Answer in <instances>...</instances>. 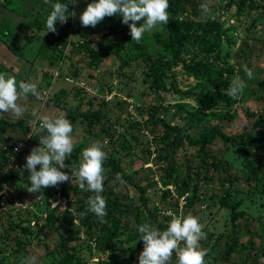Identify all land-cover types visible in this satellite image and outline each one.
I'll return each mask as SVG.
<instances>
[{
  "label": "rangeland",
  "instance_id": "1",
  "mask_svg": "<svg viewBox=\"0 0 264 264\" xmlns=\"http://www.w3.org/2000/svg\"><path fill=\"white\" fill-rule=\"evenodd\" d=\"M61 2L67 4L69 17L66 23L57 21V31L52 33L46 32L50 4L43 0H0V14L11 18L7 25L14 31V37H7L9 43L6 42L12 50L0 56V72L14 75L17 82L36 83L41 93L40 99L29 94L19 101L27 108L21 119H32L30 132L34 134L39 132V126L34 127L36 119L30 114L33 108H38L42 115L51 116H67L89 109L98 127L108 134L102 136L101 131L87 126L84 117L77 118L72 123L74 150L65 160L68 167L61 171L71 176V158L76 157L78 163L82 150L100 141L107 154L120 160L123 174L139 180L151 213L168 216L171 211L161 210L158 199L164 188L156 165L146 161L140 150L152 140L144 126L147 109L152 104H162L159 117L174 126L180 135L188 133L193 140L212 126L234 135L249 132L255 120H262L264 124V0H194L195 10L185 8L173 13L167 10L169 22L157 25L143 38L151 57L161 61L158 65L165 72L164 87L156 91L150 88L147 67L133 56L128 25L111 16L95 27H84L79 15L92 0ZM201 3H208L210 7L207 16L201 14ZM73 11L75 16L70 15ZM212 28L219 30V37L213 34ZM161 33L168 36L172 52L154 40V34ZM181 34L187 38H182ZM57 37L65 45L59 44L53 53L44 38ZM205 43L210 48L205 47ZM248 52L250 56L245 63L243 56ZM212 60L217 75L211 77L215 83L208 84L205 73L199 72L198 67L200 61L211 63ZM245 64L253 71L252 79H247L243 72ZM186 65L196 67L197 76L191 74ZM237 74L245 78L246 88L233 99L226 93ZM43 91L47 94L44 100ZM209 92L212 103L204 98ZM0 120H3L1 174L2 143L20 142L26 134L17 124L20 119L14 120L4 114ZM257 136L261 139L250 137L247 144L258 169L255 179L248 175L241 152L231 142L216 140L208 145L210 156L228 163L234 177L231 185L225 181V175L213 167L207 173L209 181L201 178L204 163L200 159L199 145L185 140L175 149L176 158L183 164L182 170L191 178L190 187L197 199L191 203L187 201L192 191L179 197V211L174 215L191 213L199 218L206 234L199 243L208 251L219 236L231 237L222 255L213 254L212 257L207 251L205 264H264V132ZM33 145L38 147L39 141ZM24 165L25 162L15 173L0 178V264H21L27 256H35L37 264H60L55 256L60 237L72 238V244L79 250L69 264H139L143 241L134 222L122 228L114 239L113 248H108L98 236L99 223L92 236L86 235L75 207L72 206L73 215L67 211L71 205L65 197L64 205L53 206L54 198L60 197L61 186L47 187L40 193L29 192L25 186L30 184V173ZM149 167L155 170L153 174L148 173ZM113 182L111 179L105 181L104 187ZM71 183L79 192L84 191L78 187L75 177ZM228 186L231 189L229 203L244 213V219L232 220L231 208L219 202V196ZM167 188L174 195V185ZM118 190L130 209L140 203L139 190L129 180L126 184L121 181ZM78 228L77 236L75 230ZM252 248L257 251L250 259L248 250ZM48 251L54 255L51 257ZM171 264H176L175 255Z\"/></svg>",
  "mask_w": 264,
  "mask_h": 264
},
{
  "label": "clouds",
  "instance_id": "2",
  "mask_svg": "<svg viewBox=\"0 0 264 264\" xmlns=\"http://www.w3.org/2000/svg\"><path fill=\"white\" fill-rule=\"evenodd\" d=\"M50 4L51 10L46 17V32L56 33V22L66 23L69 17L67 4L61 0H43ZM75 3L76 0H70ZM169 0H92L80 13L79 20L84 27H95L105 17L119 15L122 23L129 26L131 41L140 43L145 33L151 32L159 24L169 22ZM200 11L207 16L210 7L201 3ZM75 16L73 11L70 14ZM45 32V33H46ZM44 33V34H45ZM247 79L253 78V71L245 64L242 66ZM239 72V69L237 70ZM246 88V80L237 74L230 82L227 95L237 98ZM29 94L40 99L41 93L33 82H17L14 75L0 72V116L7 114L14 120L21 119L27 108L19 101ZM31 116L39 121V146L33 147L26 156L24 169L30 174L25 186L29 192L40 193L47 187H56L70 182L72 177L78 180L81 190L92 193L86 202L87 210L94 213L99 222L104 223L107 216V201L103 197L105 168L108 158L104 145L94 141L82 150L78 165L70 167L71 176L61 169L68 167L65 160L74 150L72 137L73 125L64 114L55 116L40 114L38 108L31 110ZM39 165V169L37 166ZM73 215L72 207L67 209ZM166 229L143 223L138 226L143 250L139 253V264H171L175 255L176 264H205L207 249L200 246V240L206 238L199 218L191 213L173 215ZM21 264H37L35 256L24 257Z\"/></svg>",
  "mask_w": 264,
  "mask_h": 264
},
{
  "label": "trees",
  "instance_id": "3",
  "mask_svg": "<svg viewBox=\"0 0 264 264\" xmlns=\"http://www.w3.org/2000/svg\"><path fill=\"white\" fill-rule=\"evenodd\" d=\"M185 8H191L195 10L196 5L194 0H169L168 11H170L171 13L182 11ZM116 17L117 19L122 20L121 16L116 15ZM211 31L216 37H219L218 29L212 28ZM181 37L187 38V36H183L182 34ZM154 40L163 48L172 52V45L170 44V40L167 35H162V33L154 34ZM44 41L50 46L53 53L55 52V50H58L59 44L63 46L65 45V42L58 37L56 39L44 38ZM130 45L133 50L134 58L145 65L149 71V74L151 76L150 88L156 91L164 87L163 75L165 72L163 67L158 65V62L160 63L161 61L154 60L151 57V54L143 39L138 44L135 41H131ZM204 45L205 47L210 48L207 43H205ZM249 56L250 52L243 56L245 58V63H248ZM239 59L241 58L237 57V60ZM213 65L214 60H212L211 63L203 61L199 62L198 71L205 73L208 84L215 83L211 78L217 75V71L213 69ZM185 68L191 74L197 76V73L195 72L196 67L192 65H186ZM263 84L264 76L262 77V85ZM204 98L209 103H212L213 97L210 92L208 95H205ZM161 109H163V107L160 103L152 104L147 109L148 112L147 117L144 120V126L152 136V140L150 142H146L144 144L145 146L140 149L143 153L144 159L146 161H151L154 165H156V173H158L160 183L164 188V190L158 197L161 203V210H163L164 212L171 211V214L174 215V213L179 211L178 198L184 196V194L189 191H192V195L191 198H187V201L191 203L197 199L196 193L194 192L193 188L190 187L189 179L191 178H189V176L184 173V171L182 170V162H179L176 158L175 149L178 146L183 145L185 140L190 144L199 145V152L201 156L200 159L204 163V174L201 176V178L204 179L205 182L210 180V177H208L207 173L210 171V168L213 167V169H216L217 171H220L225 175V181L229 182V185L234 183V177H232L230 173L228 163L224 160H216L215 157H212L208 154V145L216 140H222L227 143L231 142L234 146H236L237 149L241 152L242 160L248 172V175L251 179L256 178L258 173L257 165L254 163V156L251 155L248 151L247 144L250 141V137L254 138V140L261 139L257 136V133L264 132V124L262 120H255L249 132L234 135L225 133L224 130L219 126H212L210 129L205 130V132L197 140H193L188 133L180 135L174 126H170L165 123L162 118L159 117V112L161 111ZM65 117L70 119L71 123L75 122L77 118L84 117L86 119L87 126L90 127L91 130L95 129L97 131H101L102 136L104 135V133H106V135L108 134V132L104 128L98 127V121L93 118L92 113L89 112V109L86 111L79 110ZM262 117L264 118V115H262ZM2 121L3 120H0V129L2 128ZM31 121V118H24L17 121V124L20 125V127L26 134L25 138L28 136L27 143L33 148L34 142H38L39 136L43 135L44 133L34 132V134H31L29 136V123H31ZM13 123L14 122H10V124ZM5 142L6 141H4L2 145ZM28 154H30L29 151L26 152V155ZM152 154L154 155L153 157ZM256 156H259V154H256ZM2 157L3 154L1 151V166H3ZM71 164L72 167L78 165L76 157L71 158ZM104 168L105 179L103 184L105 183V181H110V179L114 180V182L110 186L107 185L104 187V191L102 193L103 197L107 201V216L104 218L106 221L104 223L99 222L97 216L87 210L86 202L89 195H92V193L88 191L79 192L78 188L72 185L71 180L70 182L59 184V186H61L60 196L66 198L68 205H71V207H75V210L79 215V220L84 225V232L86 233V235L92 236L96 230L97 224L99 223V226L97 228V232L99 233L98 236L103 238V243L107 244L108 248H113L112 246L114 245L115 237L120 233V230L122 228L127 227V225L131 222H134L137 230L138 226L143 223H149L159 229L167 227L168 224L166 225V223H168L171 219V215L161 217L160 214L151 213V209L148 207V198L145 196L144 189L140 187L139 180L123 174L120 160H115L112 154L108 153V158L104 161ZM147 171L148 173L153 174L155 170L149 167ZM15 172L16 171L14 169L4 171L1 167L0 178L1 175L2 177H4L10 173ZM126 180H129L139 190L138 198L140 203L132 209H130L128 201L123 198L122 194H120L118 190V184L121 181H124V183L126 184ZM168 185H174V195L172 194L171 190L167 188ZM230 194L231 189L228 186L219 196L220 204L224 207L231 208L232 220L244 219V213L237 211L235 208V204L229 203ZM94 216L96 218H94ZM94 219H96V221ZM79 231L80 228L75 230V234L77 236ZM230 240L231 237H228L227 235L219 236L218 240H215L214 244L209 249L208 255H211L212 257L213 254L217 255V257L222 255L226 246L230 243ZM72 242H74V240L69 237L58 238L55 247V256L59 259L58 261L60 264H69V260L74 256L76 257L79 253V250H77L75 244H72ZM248 251L250 254V259H252V255L257 250L255 248H252ZM48 253L51 255L52 251H48ZM53 255H51V257Z\"/></svg>",
  "mask_w": 264,
  "mask_h": 264
},
{
  "label": "built area",
  "instance_id": "4",
  "mask_svg": "<svg viewBox=\"0 0 264 264\" xmlns=\"http://www.w3.org/2000/svg\"><path fill=\"white\" fill-rule=\"evenodd\" d=\"M43 100L45 99V97L47 96L46 91H43ZM39 126V121L35 120L34 121V127ZM33 132H30L29 136L32 134ZM27 139L28 136L20 142H16V143H11V142H5L2 146H1V151L3 154L2 157V161H3V166L2 169L4 171H8L9 169H14L15 171H17L21 165L26 161V152L27 151H31L32 147L30 145H28L27 143ZM55 202L53 206H56L58 204L64 205L65 203V199L62 196H57V198H54ZM52 206V207H53Z\"/></svg>",
  "mask_w": 264,
  "mask_h": 264
},
{
  "label": "crops",
  "instance_id": "5",
  "mask_svg": "<svg viewBox=\"0 0 264 264\" xmlns=\"http://www.w3.org/2000/svg\"><path fill=\"white\" fill-rule=\"evenodd\" d=\"M4 20L7 22H3ZM10 21H11V18L6 19L4 15L1 16V14H0V26H2L0 28V42H1L0 43V56H4L5 52L12 50V49L8 48V46L6 44V42H8L7 37H9V38H10V36H11V38L14 37V31H12L10 28H8V25H7V23L10 24ZM16 24H17V21H16ZM10 43H12V42H10Z\"/></svg>",
  "mask_w": 264,
  "mask_h": 264
}]
</instances>
